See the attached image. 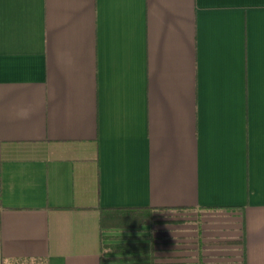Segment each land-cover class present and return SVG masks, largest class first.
Returning <instances> with one entry per match:
<instances>
[{
	"label": "crops",
	"instance_id": "1",
	"mask_svg": "<svg viewBox=\"0 0 264 264\" xmlns=\"http://www.w3.org/2000/svg\"><path fill=\"white\" fill-rule=\"evenodd\" d=\"M0 264H264V0H0Z\"/></svg>",
	"mask_w": 264,
	"mask_h": 264
},
{
	"label": "rangeland",
	"instance_id": "2",
	"mask_svg": "<svg viewBox=\"0 0 264 264\" xmlns=\"http://www.w3.org/2000/svg\"><path fill=\"white\" fill-rule=\"evenodd\" d=\"M191 215L188 212H179V211H154L148 214V216L141 217L142 222H147L149 224L157 223V219L168 220V222H175L176 219H190ZM162 222V221H161Z\"/></svg>",
	"mask_w": 264,
	"mask_h": 264
},
{
	"label": "trees",
	"instance_id": "3",
	"mask_svg": "<svg viewBox=\"0 0 264 264\" xmlns=\"http://www.w3.org/2000/svg\"><path fill=\"white\" fill-rule=\"evenodd\" d=\"M137 211H141V210H137Z\"/></svg>",
	"mask_w": 264,
	"mask_h": 264
}]
</instances>
